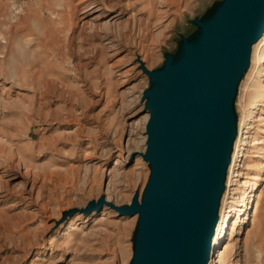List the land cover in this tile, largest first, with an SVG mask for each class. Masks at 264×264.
I'll return each instance as SVG.
<instances>
[{"label": "rangeland", "instance_id": "rangeland-1", "mask_svg": "<svg viewBox=\"0 0 264 264\" xmlns=\"http://www.w3.org/2000/svg\"><path fill=\"white\" fill-rule=\"evenodd\" d=\"M214 1L0 0V264L129 263L137 216L108 203L129 204L149 173V83L137 59L159 67ZM256 46L218 214L234 210L207 264H264V41Z\"/></svg>", "mask_w": 264, "mask_h": 264}, {"label": "water", "instance_id": "water-1", "mask_svg": "<svg viewBox=\"0 0 264 264\" xmlns=\"http://www.w3.org/2000/svg\"><path fill=\"white\" fill-rule=\"evenodd\" d=\"M191 23L159 67L137 59L149 83L141 96L149 173L129 204L108 203L137 216L128 264H207L210 257L237 135L234 101L264 31V0H216Z\"/></svg>", "mask_w": 264, "mask_h": 264}, {"label": "bare ground", "instance_id": "bare-ground-1", "mask_svg": "<svg viewBox=\"0 0 264 264\" xmlns=\"http://www.w3.org/2000/svg\"><path fill=\"white\" fill-rule=\"evenodd\" d=\"M263 41H264V31L262 33V36L258 39V41L256 43L253 44V46L256 45V44H257V46H259V45L262 44ZM262 54H263V52H262V50H260V51H257L255 53V55H257V56H255V55L254 56L257 57L256 59L261 60ZM244 121L245 120H244L243 117H240L238 119L237 135H236V138H235V142H236L235 144L236 145L234 144V148L235 149H234V151L232 153V156H231V165L229 167L230 174H229V171H228L229 177L227 175V187L233 185V183L229 184V182H230V180L232 178V174H231L232 173V170L231 169H232V167L234 166V164L236 162V157H237V155H236L237 149L236 148L238 147V142H240V137L242 136V133H243L241 127L245 123ZM237 136H238V139H237ZM230 209H232V208H230ZM233 210L234 209L230 210L226 214H224L223 211H220L221 212V215H219L218 222L216 224V227H215V230H214V234L212 236L211 253H214L215 246L217 244H219L222 241V239L225 237L226 232H227V229H228L229 224H230L231 213H233ZM210 258H211V256H210Z\"/></svg>", "mask_w": 264, "mask_h": 264}]
</instances>
